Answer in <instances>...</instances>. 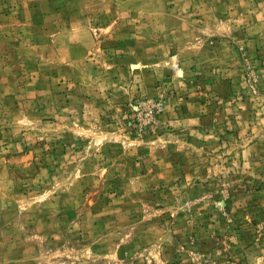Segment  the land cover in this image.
<instances>
[{"label": "rangeland", "instance_id": "1", "mask_svg": "<svg viewBox=\"0 0 264 264\" xmlns=\"http://www.w3.org/2000/svg\"><path fill=\"white\" fill-rule=\"evenodd\" d=\"M0 264H264V0H0Z\"/></svg>", "mask_w": 264, "mask_h": 264}]
</instances>
